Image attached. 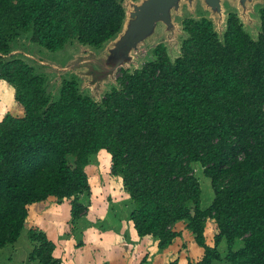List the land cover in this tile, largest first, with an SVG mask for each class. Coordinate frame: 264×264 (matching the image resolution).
I'll return each instance as SVG.
<instances>
[{"label":"trees","instance_id":"obj_1","mask_svg":"<svg viewBox=\"0 0 264 264\" xmlns=\"http://www.w3.org/2000/svg\"><path fill=\"white\" fill-rule=\"evenodd\" d=\"M258 17L256 39L235 11L221 36L205 13L184 18L174 60L158 44L152 60L120 69L95 101L74 74L52 94L44 75L11 53L22 35L50 52L73 41L99 52L123 28V0H0V81L23 110L0 120V250L17 242L30 206L89 193L85 168L105 150L135 204L129 220L139 238L166 249L185 223L203 251L188 264H264V3ZM194 165L213 192L205 210ZM83 210L73 202V217ZM28 238L30 261L60 264L45 234Z\"/></svg>","mask_w":264,"mask_h":264},{"label":"rangeland","instance_id":"obj_2","mask_svg":"<svg viewBox=\"0 0 264 264\" xmlns=\"http://www.w3.org/2000/svg\"><path fill=\"white\" fill-rule=\"evenodd\" d=\"M143 1L145 0H123L125 20L122 30L130 21L129 14L135 12ZM263 3L264 0L254 1L241 9L237 2L221 0V10L214 11L206 6L204 0H180L178 9L170 12L173 24L171 33L165 31L163 25H159L154 35L132 53L131 63L123 69L133 71L152 60V50L158 44H163L170 60H174L179 55L184 38L181 20L189 16L198 18L205 13L213 22L217 34L221 36L225 29L227 13L235 11L244 30L251 38L256 39L259 32L258 10ZM118 35L107 42L99 52H94L75 41L67 44L63 50L50 52L32 44L27 35H22L17 40L16 48L19 50L11 54L24 59L30 66L34 65L38 73L46 78V86L52 94H56L61 79L74 74L78 78L80 91L95 101H100L103 95L116 85L115 80L120 75L121 68L114 72L113 78L96 83L87 73L85 66L77 65L81 60L84 63L83 59L90 53L97 59L102 58L105 50ZM7 114L20 117L23 110L14 101L13 88L0 81V120ZM110 167L108 153L100 150L90 156L89 164L85 168L90 186L89 193L62 201L49 198L44 203L30 206L24 229L17 242L0 250V264H39L28 259L35 246L28 238L30 232L46 235L54 244L53 257L60 260V264H171L175 261L177 264H188L198 261L203 251L196 245L191 233L185 229V223L175 226L180 236L162 250L157 247L156 239L139 238L136 235L129 220L135 204L124 191L120 176H111ZM194 175L201 189L200 207L205 210L213 200L210 181L203 176L199 165H194ZM73 202L84 208L76 218L72 215ZM214 236L215 225L212 221H207L205 242L208 246H213ZM218 249L224 258L227 252L224 241ZM216 264H225V261Z\"/></svg>","mask_w":264,"mask_h":264},{"label":"water","instance_id":"obj_3","mask_svg":"<svg viewBox=\"0 0 264 264\" xmlns=\"http://www.w3.org/2000/svg\"><path fill=\"white\" fill-rule=\"evenodd\" d=\"M180 0H145L137 7L136 11L130 13V21L125 29L118 35L111 46L105 50L102 58L97 59L89 54L78 66H85L87 73L94 81L102 82L107 78H113L117 69H122L132 61V53L136 52L141 43L149 40L154 35L155 29L163 25L165 31L171 33L173 26L170 12L178 9ZM189 1V0H188ZM210 9H220L221 0H204ZM243 9L247 4L260 0H232ZM221 10V9H220ZM76 64V63H75ZM73 67V65H71ZM70 66V67H71Z\"/></svg>","mask_w":264,"mask_h":264}]
</instances>
